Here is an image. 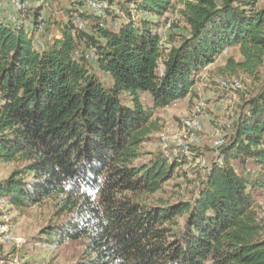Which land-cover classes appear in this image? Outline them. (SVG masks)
I'll use <instances>...</instances> for the list:
<instances>
[{
  "label": "trees",
  "instance_id": "16d2710c",
  "mask_svg": "<svg viewBox=\"0 0 264 264\" xmlns=\"http://www.w3.org/2000/svg\"><path fill=\"white\" fill-rule=\"evenodd\" d=\"M107 3L114 20L84 12L88 31L62 23V37L41 48L0 19V165H15L0 200L16 210L52 200L57 221L36 243L86 240L82 264H264V0ZM132 4L141 22L115 27L111 10L129 15ZM170 13L188 34L164 45ZM230 48L241 60L219 71L258 89L218 149L222 162L190 200H153L187 162L163 153L144 161L143 146L163 129L156 112L190 97L193 76Z\"/></svg>",
  "mask_w": 264,
  "mask_h": 264
},
{
  "label": "rangeland",
  "instance_id": "374dc122",
  "mask_svg": "<svg viewBox=\"0 0 264 264\" xmlns=\"http://www.w3.org/2000/svg\"><path fill=\"white\" fill-rule=\"evenodd\" d=\"M18 5H21L22 8L19 9ZM83 7L80 0H42L41 2L38 0H26L25 2L0 0V19L11 25L10 18L16 17L21 23V27H25L26 31L35 36V45L41 48L46 45L50 34L58 35V31L61 32L59 25L70 21L73 10L86 11ZM111 11L117 16V10ZM106 17L105 19L108 21L114 20L112 14L107 13ZM139 17L143 19L140 13ZM148 19L158 21L152 16H149ZM165 19L169 20L166 25ZM178 22L179 17L171 13L161 19L159 34L163 38V43L172 34H188L186 24ZM169 23H171L170 27H168ZM174 26L177 28L172 29ZM88 30L87 28L86 31ZM230 57L238 61L241 60L237 48L226 49L216 57V62L209 70L198 74L195 91L190 97L156 112V116L161 119L163 129L154 134L150 143L143 146L144 161L149 160L152 154H164V148L171 154L174 153L178 147L174 139L179 136L183 120L192 116L196 103H203L198 115L202 131L197 133L201 146L196 148V153L202 156L205 163L194 166L192 160H186L187 162L182 167L175 170L173 177L164 185L163 189L152 197L153 200L162 199L165 202L175 203L192 198L196 183L205 177L209 168L217 161L218 151L213 147L216 139L215 130L220 128L223 130V134H229L242 112L245 101L256 93L258 84H255L253 80L244 75L232 78L229 75H222L219 71ZM94 67L102 81L107 85L111 84V80L100 73L95 64ZM261 72V76L264 78V67ZM231 78L241 81L243 89L228 92L218 87L219 81ZM202 83H206L207 86L201 87ZM14 168V164L0 165V182L6 181ZM256 201L259 206V216L264 222V193L257 194ZM54 210L55 206L52 200H47L34 208L16 210L9 206L6 200L1 199L0 264H82L85 257L86 240L68 242L56 250L36 243L42 230L57 221Z\"/></svg>",
  "mask_w": 264,
  "mask_h": 264
},
{
  "label": "built area",
  "instance_id": "2783aa9c",
  "mask_svg": "<svg viewBox=\"0 0 264 264\" xmlns=\"http://www.w3.org/2000/svg\"><path fill=\"white\" fill-rule=\"evenodd\" d=\"M80 2L83 4V8L86 9V11H83L81 9H75L71 13L70 16V21L74 26V33H76L77 30H86V27L84 25V22L81 20V14L84 12H89L98 16H101L103 18H107V9L109 8L108 3L106 0H80ZM19 9L22 8L21 5H18ZM117 14L119 15V18L114 21V26L119 28L123 21H130L132 23H140L141 18L139 17V14L136 13L134 4L130 5V14L128 15L127 13L120 11L117 9ZM176 17H179L178 13L175 14ZM180 19V18H179ZM11 26L12 27H21V23L19 22L16 17H11L10 18ZM171 26V23L168 24V27ZM62 37V33L58 31V35L55 34H50L47 38V43H52L55 39H60ZM85 57L89 61L94 60V51L92 49H89L85 53ZM217 58L214 60L213 63L208 64L206 67H204L202 70L197 72L193 78L197 82L198 74H203L205 71L209 70L210 67L214 65L216 62ZM202 86H207V84L202 83ZM218 87L222 90L228 91V92H234V91H239L243 89V83L239 80H221L218 82ZM203 106V103H196L195 107L192 111V116L188 119L183 120L182 128L179 133V136L175 137L174 141L177 143V149L174 151V153H170L166 148H164V155L168 157L171 160H192L194 163V166L202 165L205 162L202 160V156L198 155L196 153V148H199L200 141L197 137V133L202 131V126L199 120V113L201 112V108ZM216 132V139L214 140V146L217 151L219 147H221L225 141H226V136L228 134H223V130L220 128H217L215 130ZM217 161L222 162V158L219 157V152L217 156ZM3 264V263H1Z\"/></svg>",
  "mask_w": 264,
  "mask_h": 264
},
{
  "label": "crops",
  "instance_id": "0c3cea01",
  "mask_svg": "<svg viewBox=\"0 0 264 264\" xmlns=\"http://www.w3.org/2000/svg\"><path fill=\"white\" fill-rule=\"evenodd\" d=\"M47 44V43H46Z\"/></svg>",
  "mask_w": 264,
  "mask_h": 264
}]
</instances>
